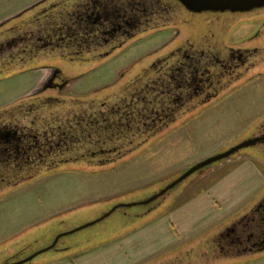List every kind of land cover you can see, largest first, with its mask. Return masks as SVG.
<instances>
[{"label":"flooded vegetation","instance_id":"af4514ba","mask_svg":"<svg viewBox=\"0 0 264 264\" xmlns=\"http://www.w3.org/2000/svg\"><path fill=\"white\" fill-rule=\"evenodd\" d=\"M262 11H194L180 0H33L3 17L0 81L41 75L28 95L0 109V199L60 172L110 170L262 75H249L264 63V20L257 17ZM245 15L259 24L235 41L229 23ZM219 20L224 22L215 30L210 23ZM166 33L172 36L162 46L115 68L108 84L82 94L71 89L72 82ZM52 58L87 68L69 76L40 62ZM262 135L264 121L250 138ZM250 147L264 158V140ZM255 199L215 236L211 258L264 249V192Z\"/></svg>","mask_w":264,"mask_h":264},{"label":"rangeland","instance_id":"374dc122","mask_svg":"<svg viewBox=\"0 0 264 264\" xmlns=\"http://www.w3.org/2000/svg\"><path fill=\"white\" fill-rule=\"evenodd\" d=\"M31 1L33 0H0V20ZM260 15L264 20V11L257 15L259 19ZM250 16H241L229 23L230 29H233L231 36L235 41L250 36L255 31L259 22L246 20ZM222 22L224 20L213 21L210 25L216 30L221 27ZM171 36V33H166L138 44L125 57L112 61L114 63L109 62L107 67L96 69L72 82L71 89L82 94L94 87L108 84L117 76L115 68L128 65L132 56L138 52L157 49ZM260 39H255L253 44L259 45ZM46 61L61 67L69 76H75L87 68L83 64H70L56 58L40 60L42 64ZM258 70L264 71V63L257 65L249 75ZM40 75L41 72H28L1 80L0 103L13 102L14 99L28 95ZM263 121L264 73L246 80L239 91L229 92L218 102L188 119L185 125H181L165 139L129 156L110 170L90 172L83 166L77 174L70 172L45 176L10 192L5 199H0V264L21 260L46 248L57 235L97 219L118 203L136 202L151 196L192 164L250 138ZM248 161L256 167L264 182V158L255 154L253 147L242 149L239 154L214 163L202 175L192 174L166 193L152 208L146 210L144 205L118 208L104 220L60 237L55 248L42 252L32 261L48 259L61 248L78 250L115 238L120 232L154 217L158 211L169 208L173 210L204 189L208 181H218ZM263 192L264 186L238 210L228 214L214 231L220 232L232 219L241 217ZM212 248L214 247L209 246V250ZM263 253L264 249L238 258L221 255L213 258L211 264H232Z\"/></svg>","mask_w":264,"mask_h":264},{"label":"crops","instance_id":"0c3cea01","mask_svg":"<svg viewBox=\"0 0 264 264\" xmlns=\"http://www.w3.org/2000/svg\"><path fill=\"white\" fill-rule=\"evenodd\" d=\"M38 82L37 79L35 86ZM9 103L12 102L3 101L0 109ZM70 172L77 174V171L60 173ZM263 186L256 167L252 162H244L222 179L208 181L204 189L173 210L158 212L157 216L120 232L115 238L78 250L61 248L48 259L27 264H169V259H164L166 255L201 236L207 234L205 242L211 246L210 241L218 234L214 229ZM232 264H264V253Z\"/></svg>","mask_w":264,"mask_h":264},{"label":"water","instance_id":"95a60500","mask_svg":"<svg viewBox=\"0 0 264 264\" xmlns=\"http://www.w3.org/2000/svg\"><path fill=\"white\" fill-rule=\"evenodd\" d=\"M180 1L183 4H185V6L187 8H189L190 10H194V11H207V10H209V11H232V12L240 11V12H245V11H250V10L255 9V8L264 7V0H180ZM259 140H264V135H262L261 137L245 139V140L237 143L236 145L229 147L228 149H226L224 151H221L219 153H215L213 155L205 157V158L201 159L200 161L192 164L191 166H189L185 170H183L182 173L178 177H176L175 179L170 181L162 189H160L156 193L152 194L151 196H149L145 199H142L140 201H136V202L118 203V204L114 205L111 209H109L108 211L103 213L97 219H95V220H93L87 224H84L80 227H77L71 231L64 232V233L57 235L53 239L52 243L49 246H47L46 248L41 249L39 251H36V252L32 253L31 255H29V256L21 259V260H18V261L12 262V263H5V264H27V263H30L36 256H38L42 252H45V251H48V250L55 248L60 237L71 234V233L76 232L78 230H81L87 226H91L93 224H96V223L104 220L105 218H107L111 213H113L118 208H129V207L136 206V205H144L145 206V205L152 203L153 201L157 200L160 197L163 198L166 193L170 192L179 183H181L182 181L187 179L192 174L202 175L208 169H210L214 163L220 162V161L225 160V159H229L230 157H232L235 154H239L240 150L252 146L253 144H255Z\"/></svg>","mask_w":264,"mask_h":264},{"label":"trees","instance_id":"16d2710c","mask_svg":"<svg viewBox=\"0 0 264 264\" xmlns=\"http://www.w3.org/2000/svg\"><path fill=\"white\" fill-rule=\"evenodd\" d=\"M206 236L207 234L189 242L188 245L171 251L164 259H169V264H211L213 258L209 256L211 254L209 253V246H207L208 241L205 242ZM210 243L213 246V242L210 241Z\"/></svg>","mask_w":264,"mask_h":264}]
</instances>
